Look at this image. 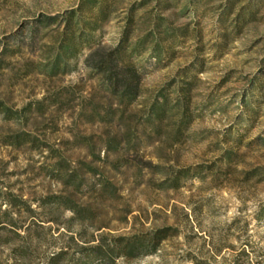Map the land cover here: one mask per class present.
Listing matches in <instances>:
<instances>
[{"label":"rangeland","instance_id":"rangeland-1","mask_svg":"<svg viewBox=\"0 0 264 264\" xmlns=\"http://www.w3.org/2000/svg\"><path fill=\"white\" fill-rule=\"evenodd\" d=\"M82 1L86 17L88 0H0V223L15 225L0 237L22 235L30 221L12 197L35 208L63 190L52 166L61 157L63 170L85 177L84 188L93 181L83 164L115 185L104 234L168 229L157 252L114 264H264V0H99L107 15L95 32L99 53L122 43L138 75L127 78L138 96L126 108L106 91V75H96L99 58L85 61L87 48L70 72L44 75L63 18ZM181 79L191 121L177 139L167 126L156 138L145 126L148 108L161 94L176 101ZM20 133L29 142L12 146ZM125 135L140 150L115 170V154L98 163L81 146L92 143L104 159L102 145ZM226 151L235 153L230 168L219 162ZM178 170L188 177L174 189L167 177ZM50 227L32 228V237L53 236ZM0 264H12L6 253Z\"/></svg>","mask_w":264,"mask_h":264},{"label":"trees","instance_id":"trees-1","mask_svg":"<svg viewBox=\"0 0 264 264\" xmlns=\"http://www.w3.org/2000/svg\"><path fill=\"white\" fill-rule=\"evenodd\" d=\"M87 2L89 4L88 16L85 17L82 12V1L77 11L70 12L63 18V32H61L56 46L57 53L49 63V68L47 67L44 71V75L53 78L70 72L72 70L70 62L78 56L83 48H87L90 53L85 61L87 62L89 58H99L95 60L96 75H106V91L117 98L118 105H123L126 108L138 96L137 87H133L132 83L127 81L128 77L138 78V75H134L131 53L125 51V46L122 43L112 51L105 54L99 53L102 48L98 47L95 32L100 30L102 23L107 18L106 5L99 0H88ZM45 20L50 22L54 19ZM181 80L185 85H179L176 101L169 103L167 95L161 94V100L155 99L148 108L145 126L152 131L156 138L161 136L162 128L167 126L174 138L177 139L191 121L189 89H185L188 82L184 79ZM34 106H37V110L41 113L45 111L41 108V101L35 103ZM7 119L12 118L7 116ZM13 140L11 145L19 147L29 142V134H16ZM81 146H86L89 156L98 163L105 162L110 152L115 154L116 158L112 162L114 170L122 165L121 162L124 161L126 154L137 153L140 150L139 145L128 135L103 144L102 147L106 153L104 159L100 158L99 151L95 150V145L92 143L86 141ZM234 156L235 153L226 151L219 162L225 163L226 168H230L231 165L236 164ZM64 160L58 157L52 163L55 172L59 176L62 175V191L47 195L37 203L35 208H32V205L20 197H12L23 206L24 212L30 214V221L19 227L23 230L22 235L15 233L16 237H0V259L6 253L12 264H34L40 256L42 264H114L119 259L130 261L157 252L160 244L167 238L165 236L167 228L159 229L144 237H135L134 235L113 237L104 234V229L107 228L103 216L104 206L106 201L115 195V185L105 173L100 171L99 167L83 164L93 181L91 185L84 188L87 184L85 177L78 175L74 170H63ZM152 168L156 169L157 167ZM187 177L185 171L178 170L167 179L170 181L171 188L175 189L179 186L180 180ZM137 178H140V175ZM10 204L9 201L4 203L6 207ZM66 212L70 214V217L61 222L60 217ZM2 214L6 216L12 214V211L4 210ZM38 214L43 218H39ZM74 222L78 226L76 229L73 228ZM42 223L50 225L44 226ZM5 224L15 226L11 221L9 223L1 222L0 230H6ZM52 225H56L53 236L32 237V228L50 233Z\"/></svg>","mask_w":264,"mask_h":264}]
</instances>
